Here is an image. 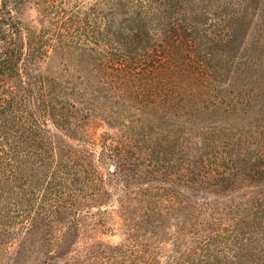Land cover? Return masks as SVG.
Instances as JSON below:
<instances>
[{
	"label": "trees",
	"instance_id": "16d2710c",
	"mask_svg": "<svg viewBox=\"0 0 264 264\" xmlns=\"http://www.w3.org/2000/svg\"><path fill=\"white\" fill-rule=\"evenodd\" d=\"M30 1L0 0V264H264V0ZM84 221L124 239L79 254Z\"/></svg>",
	"mask_w": 264,
	"mask_h": 264
},
{
	"label": "rangeland",
	"instance_id": "374dc122",
	"mask_svg": "<svg viewBox=\"0 0 264 264\" xmlns=\"http://www.w3.org/2000/svg\"><path fill=\"white\" fill-rule=\"evenodd\" d=\"M44 0H33L30 1L25 7V14L22 16L23 20L28 24H34L36 27H40V18H41V8L44 5ZM68 1V0H64ZM70 4L68 6L70 11H78L80 7H82V11H88L90 8L91 16L88 19V26H92V21L94 19V5L96 0H69ZM77 1V3H76ZM86 7V8H84ZM41 10V11H40ZM52 23V22H51ZM52 26V25H50ZM258 25V28L255 29L256 38L252 39L255 42L257 39L261 40L262 45H264V33L262 32V27ZM264 26V25H263ZM255 40V41H254ZM263 41V42H262ZM250 42V41H249ZM89 58V59H88ZM264 60V55L261 56V60ZM98 61L95 59L93 55L91 57L78 56L74 54L73 56H60L57 53L51 52L49 54V58L42 62L41 67L45 74L51 77H55L63 80H73V81H95L96 74L98 72ZM105 126H101V123H98L94 128V133L96 135L105 131ZM91 223L89 221H84L81 225L83 235L81 236L76 250H80V253L86 251L87 246L95 245L96 243H104L117 245L120 244L124 237L122 236V232L120 230L119 224L117 222H110L109 225L113 227L112 232L106 230L102 226H96L95 231H91ZM43 237L41 235L38 238H35L31 241L28 251L23 259L22 264H32L37 259L41 258L46 251H48V247L41 242ZM78 254V253H77Z\"/></svg>",
	"mask_w": 264,
	"mask_h": 264
}]
</instances>
